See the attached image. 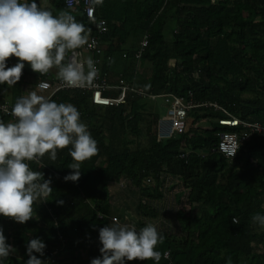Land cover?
Segmentation results:
<instances>
[{"label":"trees","instance_id":"1","mask_svg":"<svg viewBox=\"0 0 264 264\" xmlns=\"http://www.w3.org/2000/svg\"><path fill=\"white\" fill-rule=\"evenodd\" d=\"M49 10L53 15L67 11L90 27L82 6L67 7L64 0H53ZM95 10L96 18L107 25L101 53H87L99 58V75L109 84L122 78L146 96L128 94V104L119 107L92 104L87 89H62L51 96L79 110L99 151L82 163L76 182L64 180L72 171L71 146L58 150L55 161L46 154L43 168L28 162L44 179L51 178L53 193L47 202L33 205L38 219L19 224L0 216L6 242L16 249L0 264H25L27 244L35 238L46 244L44 256L38 258L48 264H90L100 256L99 228L117 217L135 223L139 231L141 214L152 210L144 201L162 199L167 181L168 187L181 186L186 192L188 209L176 214L183 235L162 232L165 240L157 250L170 251V257L159 264H226L229 257L231 264H264V227L252 221L254 214L264 215V136L242 141L231 160L217 151L219 133L242 131L241 126L217 120L235 117L264 124V0H103ZM138 52L141 57L133 60ZM139 60L152 64L148 76L137 73ZM17 62L10 57L6 65ZM54 79L59 78L50 71L36 73L25 64L14 86L0 84V104L13 106L37 81ZM166 93L184 97L190 93L200 106L187 112L186 132L159 141V116L148 114L139 100ZM209 103L222 110L204 106ZM145 115L151 119L142 131ZM0 119L9 121L2 111ZM143 133L145 146L136 142ZM113 184L125 186L124 207L112 203ZM129 199L134 200V209ZM233 218L238 223L233 224Z\"/></svg>","mask_w":264,"mask_h":264},{"label":"clouds","instance_id":"2","mask_svg":"<svg viewBox=\"0 0 264 264\" xmlns=\"http://www.w3.org/2000/svg\"><path fill=\"white\" fill-rule=\"evenodd\" d=\"M102 2L91 0L93 5ZM90 32L71 13L61 11L53 15L37 0H0V84L14 86L28 64L40 74L56 68L57 77L69 87L91 86L99 74L97 62L91 56L81 59L76 53L89 43ZM10 57L19 62L7 67ZM45 87L44 83L37 85L38 89ZM0 111L12 117L8 122L0 119V216L24 224L38 219L33 205L47 202L53 193L51 178L44 179V174L34 171L28 162L35 161L43 168L46 165L42 158L46 154L55 161L58 150L71 146L69 155L73 163L68 168L72 171L64 180L76 182L82 163L97 155L99 149L88 126L81 121L79 110L71 103H57L50 96L32 90L17 98L10 110L5 105L0 106ZM239 146V140L233 143L232 157ZM57 204L62 205L63 201L58 200ZM252 221L264 227V215L256 213ZM232 222L236 224L238 220L233 218ZM98 239L100 256L90 264L148 260L159 264L162 258L170 257V251L157 250L165 237L155 223H147L137 231L135 223L113 217L110 224L99 228ZM45 248L39 238L29 240L25 264H48L38 258L44 256ZM15 252L0 227V261ZM226 264H231V257Z\"/></svg>","mask_w":264,"mask_h":264},{"label":"built area","instance_id":"3","mask_svg":"<svg viewBox=\"0 0 264 264\" xmlns=\"http://www.w3.org/2000/svg\"><path fill=\"white\" fill-rule=\"evenodd\" d=\"M65 6L67 7H76L82 6L85 18L89 21V29L90 39L89 43L85 45L82 49H77L76 53H79V57L81 58V52H87L94 54L101 53V45H102V36L107 32L106 21L102 18H96V10L95 5L91 3V0H64ZM145 41L142 43L145 45ZM74 55V54H72ZM135 59H139L141 54L138 52L133 55ZM82 59V58H81ZM97 63L96 66L98 68L99 58H93ZM40 83L46 84V87L43 89H38L37 85ZM73 87L67 86L60 79H54L53 82L48 80H39L35 85V89L45 91L47 96H52L59 90L62 89H72ZM76 89H87L91 91L90 100L92 104L96 106L102 107H119L126 106L128 104L127 96L129 95H137L141 97H145L146 93L142 89L135 88L125 83V81L120 78L117 84H109L106 77L98 74L96 79L93 81L92 85L87 88H79ZM106 91H116L117 94L115 97L105 95ZM148 97L154 99L156 97L163 98L166 104L165 114L162 117L157 119L156 123V137L159 141L166 140L171 138L174 134H180L186 132L188 129L187 124V112L200 104H196L191 94H188V97L178 96L173 93H166L162 95H148ZM8 106L9 110L11 109V105L9 104H0V106ZM207 107H213L215 110H222L216 104H204ZM4 113V112H2ZM5 114V113H4ZM9 120L12 117L8 114H5ZM217 122L221 125L225 123H229L231 127L241 126L242 131L240 132H224L219 133V142L217 146V151L222 154L226 159H233L236 155L232 157L231 151L233 148V143L239 140V145L242 141L248 139L252 135H262L264 136V124L259 122H245L235 117H228L225 119H219ZM238 151V150H237ZM69 175L68 173L65 174Z\"/></svg>","mask_w":264,"mask_h":264},{"label":"rangeland","instance_id":"4","mask_svg":"<svg viewBox=\"0 0 264 264\" xmlns=\"http://www.w3.org/2000/svg\"><path fill=\"white\" fill-rule=\"evenodd\" d=\"M83 56L88 57L89 54L83 52ZM135 58H133L134 60ZM129 61L131 59H128ZM114 62V60H111ZM127 62V61H126ZM137 67L138 74H140L141 77L148 76L151 70L153 71V66L151 63L147 61H137ZM142 67V68H141ZM37 90V89H33ZM32 90H25L23 93L26 95L28 92ZM38 92L41 90H37ZM45 92V91H43ZM140 104H143L145 107V110L150 115H157L159 117L164 116L166 104L163 100V98L158 97L157 99H151V98H141L139 100ZM146 121L141 123L142 131H145V126L148 123V121L151 119V116L145 115ZM144 124V126H143ZM188 128L190 127V119L187 121ZM200 125H205L204 122H201ZM136 142L139 143L141 146H145L147 139L145 137V134L143 133L139 140L136 139ZM172 182H176L177 180H171ZM169 181L164 182L162 185V191H163V198L159 200H145V204L148 206L149 209H152L151 211L144 212L143 215L141 214L140 219L143 223V226H145L147 223H155L157 225V228L161 232H165L166 234L172 236V237H179L183 235L179 223L177 221V211L179 209H188V204L186 202L185 198V191L182 189L181 186H175L172 188V186H169ZM125 186L120 184H113L109 188V192L112 198V203L114 206H125L128 201L125 199L124 195ZM130 208L134 209L135 202L133 199H129ZM163 218V219H162Z\"/></svg>","mask_w":264,"mask_h":264},{"label":"crops","instance_id":"5","mask_svg":"<svg viewBox=\"0 0 264 264\" xmlns=\"http://www.w3.org/2000/svg\"><path fill=\"white\" fill-rule=\"evenodd\" d=\"M51 1H53V0H38L37 2L43 4L45 7H47L48 9H50L51 8ZM83 52L84 51H82L80 53L82 59L85 58V56H83ZM85 53H87V52H85ZM111 68H113V69L111 71H109V74L112 75L111 77H113V76H115V73H116L115 65H112ZM49 71L51 72L52 75L57 76V69L56 68H53V69H51ZM118 76H121V74H118ZM113 82L115 84V80H113ZM29 90H33V89H29ZM39 93L47 96V93L46 92L39 91Z\"/></svg>","mask_w":264,"mask_h":264}]
</instances>
